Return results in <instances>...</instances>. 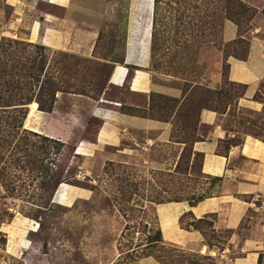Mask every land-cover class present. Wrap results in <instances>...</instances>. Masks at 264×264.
<instances>
[{"label":"rangeland","instance_id":"rangeland-1","mask_svg":"<svg viewBox=\"0 0 264 264\" xmlns=\"http://www.w3.org/2000/svg\"><path fill=\"white\" fill-rule=\"evenodd\" d=\"M73 1L82 6L80 19L83 20L72 24L60 22L64 15L55 5H36V8L56 15L55 22L48 26H42L36 17L30 15L13 18L11 8H3L8 27L0 30V40L6 37L44 46V51L38 49L45 53L44 69L52 75L60 74L67 81V91L56 92L52 112L30 109L23 121L24 128L47 135L58 143L43 142L27 134L35 141L34 145L29 142L23 150L11 154V149L3 150L4 164L1 161L0 166L6 167L0 168V264H112L120 255L119 238L126 223L121 208L126 211L129 224L134 226L131 228L134 245L144 238L143 227L138 222L146 211L143 205L148 204L146 198L150 195L166 189V196L191 198L208 195L215 190L210 187L211 179L202 172L201 158L189 153L193 139L209 128L199 125L198 114L207 105H216L222 111L228 104H235L242 87L226 79L224 61L221 88L225 95H229V100L217 101L215 95L206 94L210 87L189 83L183 77L191 67L187 62L193 57L191 52L194 53L193 50L199 46L202 49L213 46L238 57L246 54L247 39L238 37L227 43L221 39L223 22L228 19L225 17V0L162 1L158 7L156 49H152L151 37L150 64L144 70L154 83L178 84L182 93L180 98H175L151 92L148 109L131 107L126 103L143 104L145 96L131 91L128 80L124 82L125 76L120 85L109 80L122 70L127 74L128 69L123 65L125 47L132 34H140L144 25L143 34L149 43L153 31L154 0ZM239 1L255 12L250 19L251 11L247 18L228 19L237 25L239 34L256 27L263 30L264 0ZM232 5L233 14L238 8ZM31 24L32 35L29 33ZM146 40L142 39V43L148 52ZM28 49L36 51L33 46ZM15 54L21 56L20 52ZM100 107H114L127 113L170 121V142L157 140L146 146H119L118 150L112 146L90 151L78 148V152L86 155L77 154L74 149L76 138L93 141L99 125L93 111ZM242 112L248 123L242 119L237 126L244 129L243 132L264 135V121L261 122L252 111ZM234 120L237 118H225V125L232 127ZM67 137L71 141L66 140ZM41 143L48 153L37 149L36 145ZM182 143L184 155L180 168L174 171L183 151H179L176 145L181 147ZM28 153H33L39 164L41 156L46 159L37 167L25 160L32 159ZM16 157L19 160H15ZM168 172L172 176L167 175ZM58 178L60 182L54 186ZM131 204L142 208L128 210ZM159 205H152L154 208L147 210L155 225L158 224L156 216L160 218L161 215ZM191 220L192 216L185 214L180 222L186 224ZM196 225L204 233V243L209 241L220 247L227 236V231L215 235L204 222H196ZM169 228L170 220L167 218L164 222L166 237L170 236ZM127 241H130V236L123 240L121 248L124 251L131 246ZM165 241L187 252H196L183 248L177 242ZM210 256L218 264L219 259ZM148 258V261L138 258L136 263L159 262L153 256ZM127 264H132V260L129 259Z\"/></svg>","mask_w":264,"mask_h":264},{"label":"crops","instance_id":"crops-1","mask_svg":"<svg viewBox=\"0 0 264 264\" xmlns=\"http://www.w3.org/2000/svg\"><path fill=\"white\" fill-rule=\"evenodd\" d=\"M39 3L59 7L64 15L60 22L72 24L83 20L80 19L83 14L82 6L73 0L70 2L68 0L55 2L0 0V30L8 27L3 9L5 6L11 8L13 18L17 15H30L33 18L36 17L42 26L54 23L56 15L36 8ZM144 27L145 25L140 34L138 32L132 34L125 47L123 65L128 69L127 74H123L122 70L114 79L109 80L114 85H120L122 77L125 76L124 82L128 80L129 89L145 96L143 104L126 102L131 107L139 109H148L151 92L167 94L175 98H180L182 93L178 84H158L148 77L144 69L150 64L149 51L152 32L148 43L146 34H143ZM32 28L31 24L29 29L31 35ZM256 28L239 34L234 22L228 19L223 22L221 39L224 43L231 42L238 37L249 41L245 59L225 54L221 49L220 51L213 46L203 49L199 46L193 50L194 53L191 52L193 57L187 60L191 67L183 77L185 81L213 89L221 88V68L224 61L228 65L227 79L243 84L245 88L243 93L237 97L235 104H228L222 111L203 107L198 114L199 125L209 128L205 133H199V138L192 142V149L203 155L201 169L204 174L221 177L214 194L192 206L185 200L157 204L161 207L159 208L161 215L160 218L157 216V219L164 240L177 242L189 250L214 255L219 259L218 264H258L261 253L263 254L261 264H264V135H255L249 131L243 132L244 129L237 126L242 119L248 123L243 117L242 111L244 110L252 111L259 116L261 122L264 121V29ZM142 34V39L148 44V52L145 50L142 39L140 40ZM111 104L117 105V103ZM113 108L100 107L94 110L95 112L93 111V115L99 120L95 136L93 141L76 138L74 149L77 154L86 155L78 152V148L90 151L112 146L118 150L119 146H146L157 140L170 142L172 126L170 121L157 120ZM229 116L237 118L232 127L225 125V118ZM65 139L69 140L68 137ZM180 145L181 147L176 146L179 151H182L184 144ZM172 162L174 160L171 164ZM188 211L196 219L205 216L212 219L213 227L218 234L225 231L230 232L220 247L211 248L204 243L203 235L198 229L192 225L186 227L185 224H181V217ZM167 218L170 220V236L168 234V237L164 230V222ZM22 248L25 249L24 246ZM148 257L142 259L148 261L150 260ZM149 264L160 263L152 260Z\"/></svg>","mask_w":264,"mask_h":264},{"label":"trees","instance_id":"trees-1","mask_svg":"<svg viewBox=\"0 0 264 264\" xmlns=\"http://www.w3.org/2000/svg\"><path fill=\"white\" fill-rule=\"evenodd\" d=\"M163 0H154V13H153V31H152V49H156V41H157V25H158V7L162 4ZM183 0L182 2H184ZM238 8V10L234 11L232 14L233 5ZM225 14L228 19H235L237 21L239 17L247 18V13L250 12L248 19H250L254 15V11L252 7H248L242 1L239 0H225ZM241 39V38H240ZM33 46L36 48V51L27 50V47ZM38 49H42L44 51L46 48L42 45L33 44L31 42L23 43L22 41H17L14 39L2 37L0 40V162L2 161V165L4 164L3 159L5 158V152L3 150H10V154L12 152H17L23 150V146L27 143L35 144V141L29 139L27 134L32 136H36L44 141H52L58 143L57 140H54L51 137L46 135H42L36 133L34 131L28 130L23 127V121L26 118L28 110H43L46 112H51L54 101L56 98V92L58 91H67L66 83L60 74L52 75L44 69L46 57L44 52H40ZM39 53H38V52ZM248 51V48H247ZM246 54L243 57H238L245 59ZM21 54V56L17 57L15 53ZM36 53V54H35ZM37 53L39 59L37 61ZM34 54V55H33ZM230 54V53H227ZM232 54V53H231ZM233 55V54H232ZM235 56V55H234ZM225 69V77L227 79V70L228 65L226 64ZM228 80V79H227ZM231 82V81H230ZM238 86L242 87L241 92L237 95L240 96L245 88V85L234 83ZM72 92V91H70ZM209 96H216L217 101L222 99L229 100V95H225L222 88L221 89H210L208 88L206 94ZM162 98L167 99L168 97L165 95H159ZM214 97V96H213ZM175 100V99H173ZM216 101V102H217ZM207 108L220 111L216 105H207ZM223 110V109H221ZM199 137L193 139L195 141ZM192 141V142H193ZM13 144V147L10 145ZM7 146H9L7 148ZM37 149L42 152L48 153L45 151L43 147V143L37 144ZM17 148V150H14ZM186 151V149H185ZM190 154H196V156L203 158V155L199 152H194L192 149V144L189 149ZM184 155V149L179 156V161L175 167L176 169L180 168V161H182ZM27 156H32V159H25L27 162L34 163L37 167L41 166L46 157L43 155L40 159V164L38 163V159L35 158L33 153H28ZM34 158V159H33ZM16 157L15 160H17ZM19 160V159H18ZM192 163V160H190ZM11 164V163H10ZM5 168L6 166H0V168ZM44 167V166H43ZM47 170V169H46ZM169 176H172V173L168 172ZM206 175V174H205ZM209 179H211L210 187L215 188L221 181V177L217 176H209L206 175ZM60 182V178L56 179L53 183L54 186ZM44 184V183H42ZM134 189H137L134 186ZM210 193L208 195H200L197 197L191 198H183L177 195L174 196H166V189L161 190L158 194L150 195L149 198H146L148 204L146 206L143 205V211L141 221L138 222L143 227L144 238L133 245V231L131 228H134L133 225L129 224L130 220L127 217V213L125 210L121 208V213L124 218H126V223L123 227L119 238V249L120 255L117 260L112 264H127L129 259L132 260V264H137L136 261L138 258L153 256L162 264H216L215 259L208 254H201L197 252H187L184 249L166 242L163 237L159 225H155V223L151 220V217H148V211L150 208L153 209L154 206L160 203L170 202V201H184L187 200L189 205H195L197 202L201 201L205 197H210L214 194ZM135 204H131V206L127 207L128 210L140 209L142 206H133ZM192 216L193 220L188 221L185 225L188 227L192 225L195 229H198L201 233L202 230L198 228L196 222H204L207 226H209L210 231L215 233V235L219 236L214 227L213 220L208 217L198 218L196 219L190 211L184 213V215ZM183 215V216H184ZM181 217V219L183 218ZM128 218V219H127ZM157 219V216H156ZM158 223V221H157ZM229 231H227V235H229ZM204 236V233H202ZM130 236V241H127V245H131L129 249L122 250L121 245L123 240ZM208 246L218 247L215 243H211L209 241L205 242ZM125 252V253H124ZM263 258V254L261 253L259 256L258 264H261Z\"/></svg>","mask_w":264,"mask_h":264},{"label":"water","instance_id":"water-1","mask_svg":"<svg viewBox=\"0 0 264 264\" xmlns=\"http://www.w3.org/2000/svg\"><path fill=\"white\" fill-rule=\"evenodd\" d=\"M47 136V135H46Z\"/></svg>","mask_w":264,"mask_h":264}]
</instances>
